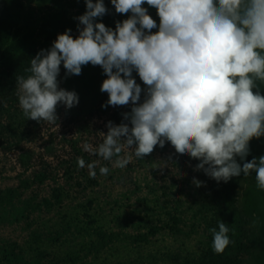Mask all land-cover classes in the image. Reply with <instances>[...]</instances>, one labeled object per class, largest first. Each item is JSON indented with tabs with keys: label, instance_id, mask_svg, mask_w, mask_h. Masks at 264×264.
Returning a JSON list of instances; mask_svg holds the SVG:
<instances>
[{
	"label": "rangeland",
	"instance_id": "1",
	"mask_svg": "<svg viewBox=\"0 0 264 264\" xmlns=\"http://www.w3.org/2000/svg\"><path fill=\"white\" fill-rule=\"evenodd\" d=\"M103 3L109 11L98 22L113 30L131 15L116 13L110 0ZM143 6L158 26L156 9ZM11 7L0 27V71L4 51L30 49L32 59L51 47L54 29L56 35L71 29L77 37V17L86 10L84 0H14ZM132 76L147 87L135 71ZM106 78L91 64L82 66L80 75L58 76L60 88L78 94V104L70 109L58 104L56 124L41 120L37 128L28 127L24 139H0V264H206L213 244L209 229L218 228L206 209L215 180L195 170L199 161L176 153L169 142L143 159L123 140L121 152L110 160L94 154L114 109L131 111V105L101 107L108 100L100 90ZM256 84L253 91L264 95V82ZM2 119L0 126L7 123ZM249 149L257 159L264 155V135L252 138ZM78 158L85 167L78 166ZM117 159L129 163L118 168ZM93 162L95 178L87 167ZM101 167L109 169L107 175ZM249 187V195L261 199L262 190ZM6 252L18 258L5 257ZM243 264H264V251Z\"/></svg>",
	"mask_w": 264,
	"mask_h": 264
},
{
	"label": "clouds",
	"instance_id": "2",
	"mask_svg": "<svg viewBox=\"0 0 264 264\" xmlns=\"http://www.w3.org/2000/svg\"><path fill=\"white\" fill-rule=\"evenodd\" d=\"M84 2L79 35L73 38L71 29L58 34L49 49L30 60L31 75L17 77L24 115L56 124L58 104L70 109L79 102L75 91L59 87L61 64L65 76L99 65L107 76L100 90L108 94L101 107L131 105V111L123 114L129 123L107 122L94 154L110 160L121 152L123 140L143 159L169 142L218 183L254 171L257 188L264 190V155L244 162L250 140L264 135V95L253 91L256 81L264 82V0H110L116 13L131 14L116 22L115 30L98 22L109 11L103 0ZM145 3L156 9L158 26ZM77 163L85 167L83 158ZM128 163L117 159L115 166ZM87 167L95 178V162ZM108 172L100 168L102 175ZM218 228L209 231L213 251L221 254L231 242L230 229L223 221Z\"/></svg>",
	"mask_w": 264,
	"mask_h": 264
},
{
	"label": "trees",
	"instance_id": "3",
	"mask_svg": "<svg viewBox=\"0 0 264 264\" xmlns=\"http://www.w3.org/2000/svg\"><path fill=\"white\" fill-rule=\"evenodd\" d=\"M12 2L14 0H0V27L10 15ZM55 31L54 29L51 32L53 40L57 37ZM70 34L76 38L72 33ZM26 44L24 41L21 46ZM25 48L27 49L26 46ZM30 51V49L18 51V48H14L11 55L8 51H4L6 54L3 61L4 67L0 71V120L5 117L7 123L0 126V139H24L29 132V126L37 128L38 122L29 119L24 115L23 110L15 105L19 102L17 77L31 75L29 71H26L30 68ZM60 73L62 77L70 76H65L64 68H60ZM111 122L116 125L127 122L120 107L117 110L114 109ZM26 156L28 158V155ZM83 156L85 157L86 153ZM253 157L249 152L244 162L250 161ZM87 159L88 155L85 160ZM236 159L242 165L239 157ZM25 161L22 158V162ZM254 174V171L248 176L241 173L240 176L232 177L226 183L215 181L211 186V196L206 202L208 206L206 209L212 211L213 222L223 221L229 227L228 236L231 242L221 254L215 253L213 247L208 249L205 256L206 264H243L252 256L259 258L264 251V190H262L261 199H253L249 195L253 191L249 185L257 188V184H254V182L257 183L256 177L252 182ZM248 189V194L245 196ZM233 250V255H230ZM4 255L11 256L9 258L12 259L18 258L14 252H6Z\"/></svg>",
	"mask_w": 264,
	"mask_h": 264
}]
</instances>
